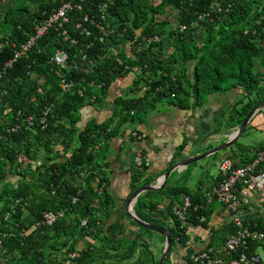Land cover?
Listing matches in <instances>:
<instances>
[{
  "label": "trees",
  "instance_id": "obj_1",
  "mask_svg": "<svg viewBox=\"0 0 264 264\" xmlns=\"http://www.w3.org/2000/svg\"><path fill=\"white\" fill-rule=\"evenodd\" d=\"M7 1L0 0L2 264H63L61 251L73 252L83 239L98 246L82 249L71 264H158L162 249L155 257L143 234L126 237L119 225L107 226L115 210L104 171L108 142L121 135L124 125L142 123L161 104L196 108L207 96L232 89H241L244 97L228 112L226 124L239 126L264 99L260 88L264 0H74L80 9L73 7L68 13L66 39L52 28L2 71L34 34L36 24L71 0H29L32 6L4 4ZM155 36L158 42L147 43ZM111 48L118 49L117 57ZM57 49L67 55L62 68L51 63ZM190 63L193 69L188 76ZM131 72L132 85L126 96L115 99L112 115L101 123L90 119L80 126L81 110L100 107L110 86ZM63 82L72 85L63 90ZM46 109H50L46 127L28 128L24 119L36 120ZM15 125L19 128L13 132ZM235 145L231 157L238 162L232 161L233 167L250 161L264 141L256 146ZM250 156L245 161L239 158ZM9 176L16 181L8 180ZM141 177V172L133 175V191ZM166 191L171 254L174 247L184 248L189 241L183 223L207 227L212 209L207 198L183 187L170 186ZM150 194L154 192L141 194L134 208L141 221L154 224L163 213L156 209L158 201L147 198ZM183 195L192 202L184 222L173 214ZM72 197L77 202L72 203ZM47 211H63L64 217L52 226L35 227ZM202 216L204 222L199 221ZM84 219L86 227L81 226ZM225 232L226 236L234 232L231 222ZM170 254L164 264H170Z\"/></svg>",
  "mask_w": 264,
  "mask_h": 264
},
{
  "label": "crops",
  "instance_id": "obj_2",
  "mask_svg": "<svg viewBox=\"0 0 264 264\" xmlns=\"http://www.w3.org/2000/svg\"><path fill=\"white\" fill-rule=\"evenodd\" d=\"M126 52L127 55H131L129 47H126ZM192 69L193 64H188V76H191ZM134 77V72H131L116 80L110 86L107 96L100 107L86 106L83 108L81 110L80 126H84L90 119H94L98 123L108 119L112 115L115 99L119 96L127 95ZM240 96L244 97L241 89H232L227 93H215L207 96L202 105L196 108L181 109L177 106L161 104L156 111L148 114L142 123L124 125L121 135L112 138L108 142L107 154L104 160L106 163L104 171L108 180L107 189L115 202V210L108 219L107 226L112 224L119 225L123 230V235L126 237L133 238L137 233L143 234L154 255H157L158 250H163V236L160 235L162 238H159V236H153L150 230V232L142 231L140 228L143 227H139L127 219L125 202L135 191H133L132 187V177L137 173H142V177L137 183L139 188L153 183H162V176L180 161L182 150L186 146L191 144L190 150H193L206 136L228 128L226 124L227 114L240 101ZM250 122H252V119ZM230 129L224 134H231L233 129ZM135 133L143 137L137 139L133 136ZM223 141L225 139L219 140L217 144ZM232 151L227 155L223 154L221 160L224 157H231ZM100 152L103 153V150L100 149ZM197 153L198 150L195 149L189 155ZM239 158L245 161L251 156ZM229 159L238 162L237 158L231 157ZM209 173V169L195 164L187 167L180 166L171 171L166 180V187L147 197L158 201L156 209L163 213L162 215H156H159L160 219H156L154 225L169 229L172 226L170 217L165 214L169 203L167 187H183L194 196L199 194L206 198L209 187L216 181L218 175L207 179L210 176ZM181 197L178 198L180 201ZM212 204L209 205L212 213L207 219V227H203L200 224L183 223L189 241L184 248L174 247L172 249L169 258L170 264H192L187 255L190 252L202 250L207 246H222L223 241L221 242L220 238H227L225 226L230 224L231 215L224 207L221 206V209L217 210ZM128 211L131 212L130 206ZM123 242L126 243L128 241ZM90 245L98 246V243L83 239L77 243L74 251L77 250L80 253V246L85 249ZM124 246L126 245L124 244ZM72 262L63 259V264H71Z\"/></svg>",
  "mask_w": 264,
  "mask_h": 264
},
{
  "label": "built area",
  "instance_id": "obj_3",
  "mask_svg": "<svg viewBox=\"0 0 264 264\" xmlns=\"http://www.w3.org/2000/svg\"><path fill=\"white\" fill-rule=\"evenodd\" d=\"M79 2L83 0H78ZM76 7L80 9L74 0L63 2L60 7L52 11L47 17L41 19L34 28V34L20 45L14 57L4 64L2 71L10 67L19 57L25 55L33 46L35 41L46 35L52 28L60 31V35L67 38L64 26L68 23V13ZM84 21H88L85 18ZM90 22H92L90 20ZM77 29H82L78 24ZM181 30L184 27H180ZM82 31V30H81ZM86 32V30H83ZM88 34V32H86ZM101 41V38H100ZM158 37L147 39V43L158 42ZM113 56L117 57L118 49H110ZM67 55L63 50L57 49L51 56V63L60 68L65 66ZM118 60V59H117ZM119 61V60H118ZM1 77V73H0ZM72 82H63L61 88L67 90ZM50 109H46L38 119L32 116L26 117L24 123L28 128L35 125L41 128L46 127L47 114ZM19 128L15 125L11 131L16 132ZM135 138H142V135L134 134ZM97 149V146L95 147ZM101 186L99 191L103 189ZM207 203H217L224 207L231 215V224L234 232L229 234L222 246L211 247L190 252L188 259L192 264H264V226L260 227L258 221L264 223V146L252 152L250 161L233 167L232 161L228 157L221 160L216 181L209 187L206 193ZM77 202V197H72V203ZM192 202L188 195L181 197L180 204L173 208V214L182 222L185 221L186 211L191 208ZM261 215V216H259ZM64 217L63 211L44 212L35 227L52 226L59 218ZM204 216L199 218L204 222ZM81 226L86 227V219L81 221ZM61 251L65 260L72 261L79 255V251ZM82 247L80 246V251ZM261 253V255L259 254ZM3 253L0 243V255ZM58 264V263H56Z\"/></svg>",
  "mask_w": 264,
  "mask_h": 264
},
{
  "label": "water",
  "instance_id": "obj_4",
  "mask_svg": "<svg viewBox=\"0 0 264 264\" xmlns=\"http://www.w3.org/2000/svg\"><path fill=\"white\" fill-rule=\"evenodd\" d=\"M262 108H264V99L258 103L256 106H254L248 114L244 117L243 121L238 127L232 128L233 131L229 135H225L224 133L229 130L230 128H224L223 130H220L218 132H213L211 135L206 136L203 138L196 146L195 149L198 150V153L195 155H189L191 151L190 147L192 146L189 144L182 150V158L180 161H178L175 165H173L170 169V171L166 172L162 178V183H153L150 185H145L143 187L138 188L135 190L129 198L125 202V213L127 216V219L130 220L132 223L136 224L139 227L146 228L152 232H155L161 236L164 237V244H163V250L161 254L158 257V264H164V260L166 255L170 254L171 252V238H170V229L165 227H159L154 224L145 223L141 221L136 215L134 210V205L136 203L137 198L147 191H153L157 192L162 190L164 187H166V180L170 174L171 171L177 169V167H187L189 165L195 164L199 165V162L203 159L211 158L215 155H217L219 152H224V154H229L232 146H234L242 134L244 133L245 129L249 125L252 117L258 113ZM221 139H225L222 143L217 144V142ZM211 143H214V145H210ZM229 150V151H228ZM200 166V165H199ZM198 167V166H197ZM204 167V166H202ZM130 206L131 212L128 211V207Z\"/></svg>",
  "mask_w": 264,
  "mask_h": 264
},
{
  "label": "rangeland",
  "instance_id": "obj_5",
  "mask_svg": "<svg viewBox=\"0 0 264 264\" xmlns=\"http://www.w3.org/2000/svg\"><path fill=\"white\" fill-rule=\"evenodd\" d=\"M14 0H8L6 3V5H10ZM14 5L16 6H32V3L29 2V0H15L14 1ZM169 21L171 22V26L172 27H176L175 25V21L173 16L171 15L169 18ZM259 68V66H257ZM260 88L264 89V82H260ZM243 96L239 97V100H242ZM223 130V129H222ZM264 140V108H262L258 113H256L253 117H252V122L249 123V125L247 126V128L245 129L244 133L242 134V136L240 137V139L238 140L237 144H244L246 146H256L258 143H260L261 141ZM210 145H214V143H211ZM237 146V145H235ZM235 146H232L231 148H229V150H233ZM228 150V151H229ZM236 151V150H235ZM224 152H219L217 155L211 157V158H207V159H203L202 161L199 162L200 166H204L205 168L210 170V176L207 177V179H209L212 176H216L219 172V167H220V163H221V158L223 156ZM8 180L10 181H16V178L13 176H9ZM213 207L217 210H220L221 206L217 203H213L212 204ZM153 236H159V234L152 232ZM162 246V244H161ZM159 250L157 251V255H159ZM259 254L261 255V253L259 252ZM155 255V257L157 256ZM0 264H2V261L0 260Z\"/></svg>",
  "mask_w": 264,
  "mask_h": 264
},
{
  "label": "flooded vegetation",
  "instance_id": "obj_6",
  "mask_svg": "<svg viewBox=\"0 0 264 264\" xmlns=\"http://www.w3.org/2000/svg\"><path fill=\"white\" fill-rule=\"evenodd\" d=\"M135 206V205H134Z\"/></svg>",
  "mask_w": 264,
  "mask_h": 264
}]
</instances>
